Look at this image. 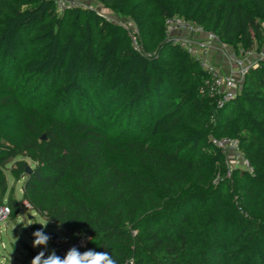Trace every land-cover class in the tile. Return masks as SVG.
<instances>
[{"label":"trees","instance_id":"trees-1","mask_svg":"<svg viewBox=\"0 0 264 264\" xmlns=\"http://www.w3.org/2000/svg\"><path fill=\"white\" fill-rule=\"evenodd\" d=\"M97 1L134 22L142 50L94 8L0 0V90L14 91L0 96V188L7 169L25 177L23 200L101 264H264V59L219 106L166 25L242 53L264 43V0Z\"/></svg>","mask_w":264,"mask_h":264},{"label":"rangeland","instance_id":"rangeland-1","mask_svg":"<svg viewBox=\"0 0 264 264\" xmlns=\"http://www.w3.org/2000/svg\"><path fill=\"white\" fill-rule=\"evenodd\" d=\"M80 6L94 8L102 13L107 19L114 23L121 24L131 31L135 47L142 50V44L137 38V28L134 22L121 13L109 8L97 0H78ZM264 26V24H263ZM169 40L187 39L193 40L198 37L191 35L188 31L173 30L169 31L167 35ZM215 47V48H214ZM208 53L206 59L213 66L217 74L222 77L230 75L236 69L234 60L244 58L245 64L250 65L254 69L258 66L259 62L264 59V43L261 46H255L249 50L250 55L245 58L244 52L238 53L226 43H221L219 46L215 45ZM222 47L223 49L219 48ZM12 89L1 88L0 96L13 95ZM42 135H46L42 133ZM231 152V151H230ZM29 167H32V162L27 159ZM230 166L246 167L242 156L232 151L228 159ZM11 167V165H10ZM7 185L5 189L0 188V204L7 202L8 204L16 199L19 203L23 201L22 188L24 179L17 180L10 169L6 170ZM42 225V229L39 226ZM40 229L41 231H37ZM36 232V236L33 233ZM50 233L58 235L62 240L67 239V234L64 228L57 222L46 220L36 210H23L20 211L16 218L10 217V220L5 225H0V264H32L33 258L39 255L40 264L48 261L49 264H60V257L57 254V247L54 245L52 239H42L46 234L49 237ZM37 241V246H33V241ZM42 241H46L43 243Z\"/></svg>","mask_w":264,"mask_h":264},{"label":"built area","instance_id":"built-area-1","mask_svg":"<svg viewBox=\"0 0 264 264\" xmlns=\"http://www.w3.org/2000/svg\"><path fill=\"white\" fill-rule=\"evenodd\" d=\"M61 12L67 7L77 6L78 0H53ZM167 35L169 31L173 30H185L191 35H195L198 38L193 40H187L180 38L175 40L180 43L182 47L188 50L190 54L195 56L201 61L203 67L212 73L214 76V83L212 86V92H218L222 94V98L219 101V106H224L228 101L233 100L236 97V93L240 87L242 80L246 73L250 69V65H246L244 58L234 60L236 69L232 74L225 77L220 76L214 71L213 66L209 64L206 57L209 51L215 46L223 43L215 34L205 31L204 28L192 21H187L181 17H173L166 20ZM135 40V39H133ZM215 48V47H214ZM223 49L222 47H219ZM244 54L247 58L250 55V51H245ZM219 146L227 149V160L230 158L232 151L242 156L238 151V142L230 139H222L215 141ZM231 151V152H230ZM243 161L247 169L250 170L249 163L242 156ZM21 211L32 210V206L28 201L23 200L20 203ZM12 213L11 206L7 203L0 204V225H6L10 220ZM58 254L62 264H101V256L97 249L88 246L85 239L74 240L67 236L66 240L61 239V243L58 245ZM132 263V262H130ZM129 263V264H130Z\"/></svg>","mask_w":264,"mask_h":264},{"label":"clouds","instance_id":"clouds-1","mask_svg":"<svg viewBox=\"0 0 264 264\" xmlns=\"http://www.w3.org/2000/svg\"><path fill=\"white\" fill-rule=\"evenodd\" d=\"M37 231L39 232V231H41V230L38 229ZM36 234H37V233L34 232V233H33V236L35 237ZM45 235H46V234H45ZM47 239H51V237L49 236V237H47ZM42 242H43V243H46V241H42ZM33 246H34V247L37 246V241H36V240L33 241ZM39 255H40V254H37V257H34V258H33L32 264H40ZM44 264H49V262H48V261H45ZM109 264H114V262H113V261H109Z\"/></svg>","mask_w":264,"mask_h":264},{"label":"water","instance_id":"water-1","mask_svg":"<svg viewBox=\"0 0 264 264\" xmlns=\"http://www.w3.org/2000/svg\"><path fill=\"white\" fill-rule=\"evenodd\" d=\"M46 137V135H43L42 136V139H44ZM29 169V168H28ZM30 170V169H29ZM28 170V171H29ZM42 225H40L39 226V228L40 229H42ZM49 236L51 237V239L53 240V242H54V245L57 247L60 243H61V238L58 236V235H56V234H54V233H50L49 234ZM130 264H132V263H130Z\"/></svg>","mask_w":264,"mask_h":264}]
</instances>
